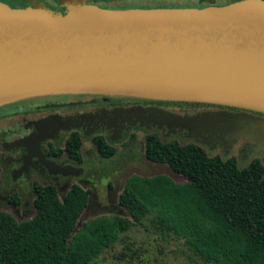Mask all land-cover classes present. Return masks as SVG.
I'll return each mask as SVG.
<instances>
[{"label":"water","instance_id":"water-1","mask_svg":"<svg viewBox=\"0 0 264 264\" xmlns=\"http://www.w3.org/2000/svg\"><path fill=\"white\" fill-rule=\"evenodd\" d=\"M0 3V93L28 91L1 104L48 93L127 95L264 112V0L188 8H103L67 0L64 13L42 1ZM120 111L117 115H130ZM140 125L167 127L228 152L237 137L264 153V122L249 127L223 113L133 110ZM77 122L49 116L16 139L50 173L82 169L47 160L40 144ZM250 150H245V157Z\"/></svg>","mask_w":264,"mask_h":264},{"label":"trees","instance_id":"trees-1","mask_svg":"<svg viewBox=\"0 0 264 264\" xmlns=\"http://www.w3.org/2000/svg\"><path fill=\"white\" fill-rule=\"evenodd\" d=\"M165 102L186 108L209 105ZM4 104L6 108L0 113L15 105ZM135 137L130 134L125 145ZM91 141L103 158L117 151L103 135H95ZM143 141L146 159L167 164L186 181L177 182L162 173L132 174L126 178L118 197L126 215H98L79 228L76 223L88 204L90 190L72 183L60 197L54 184L34 181L35 214L31 218L19 221L0 210V264H89L120 234L146 218L159 230L182 238L205 263L264 264L262 161L253 158L239 166L234 155H209L199 143L163 141L157 132L144 134ZM82 147L80 133L72 131L64 148H52L51 152H66L80 162ZM9 199L13 204L20 202L15 192Z\"/></svg>","mask_w":264,"mask_h":264},{"label":"rangeland","instance_id":"rangeland-1","mask_svg":"<svg viewBox=\"0 0 264 264\" xmlns=\"http://www.w3.org/2000/svg\"><path fill=\"white\" fill-rule=\"evenodd\" d=\"M42 1V0H37ZM87 1V0H86ZM236 0H90L95 5L103 8H188V7H202L208 4L224 5ZM29 0H21L17 3L11 0H0V3L10 5L11 7L28 6ZM46 8L50 9L52 13H64L67 5L66 0H43ZM60 95V93H57ZM140 98V97H139ZM6 104L0 105V112L4 110ZM2 106V107H1ZM200 109V108H199ZM174 111L183 114L177 108ZM198 109L189 110L188 114L198 112ZM186 114V115H188ZM0 113V130L5 128L16 127L21 123V117L16 115L1 116ZM184 115V114H183ZM189 115V116H190ZM201 115V114H199ZM6 117V119H5ZM29 119V117H28ZM32 119V118H31ZM158 132L163 141L170 139H178L181 143L196 142L201 144L209 155H220L223 158L234 155L237 157L239 166L246 165L252 158H259L262 163L261 153H249L247 159H241L239 140L235 145L230 147L225 153L220 146L215 145L210 148L202 143L196 141L191 137H187L182 130L169 129L167 127H158L157 125L130 128L122 135H115L110 137V131L107 129H99L92 134L81 133L83 140L82 156L83 165L91 180L87 182L86 179L66 178L67 184L63 186L58 184V179L48 178L41 179L43 183H53L56 185L58 194L62 197L69 189L71 183H79L83 188L89 189L91 195L87 207L79 216L76 228L82 226L88 219L98 215L119 214L126 215L125 210L118 204V195L122 190L125 179L131 174H138L144 176H151L155 174H167L177 182H184L186 178L181 174L174 172L167 164L155 163L146 160L143 157V135L148 132ZM130 133L136 135L135 139L129 144L125 145V140ZM102 134L111 145L117 148V152L111 158L100 157L95 147L90 142L92 135ZM60 136L52 143L56 147L63 146L64 137ZM9 137V142L0 139V162L2 164L1 178L8 176L9 171L3 164H7V159L10 157L12 151L20 150L21 147L15 146V136ZM12 150V151H11ZM228 153V154H227ZM150 161V162H149ZM28 179L18 181L10 185L9 192L0 198V210L11 213L17 220L29 219L35 214V208L32 200L34 193L31 188V181L39 174L35 170L28 172ZM0 178V181H1ZM20 184L23 186L20 187ZM16 191L20 196L21 202L17 205L9 204V195ZM89 264H209L202 261L194 255V253L184 243V240L174 233L159 230L153 226L149 219L146 218L142 224L133 226L127 232L120 234L118 240L106 248L101 254L90 261Z\"/></svg>","mask_w":264,"mask_h":264},{"label":"flooded vegetation","instance_id":"flooded-vegetation-1","mask_svg":"<svg viewBox=\"0 0 264 264\" xmlns=\"http://www.w3.org/2000/svg\"><path fill=\"white\" fill-rule=\"evenodd\" d=\"M11 1L17 2L19 4L21 3V0H11ZM89 1L90 0H87L86 2L94 4V2H89ZM28 5H29V2H28ZM66 5H67V1H66ZM165 101L167 100L158 101L156 99L150 100L149 98H141V97L139 98V97L127 96V95H102V94H87V93H60V95H57V93H48V94L35 95L32 97H27V98L8 102L7 104H15V105L11 107V110L6 111L4 113L8 112L7 113L8 115L20 116L21 123L18 124V126L16 127L5 128V129L0 130V139L4 140L7 143L10 140L9 137H7L8 135L12 137L15 136L17 137L16 139H18L20 137L27 136L32 132H36L35 123L49 116H55L58 118L61 117L62 121L66 119L75 118L77 122H74L73 125H69V128H62L57 132L54 138H48L42 141L40 144V152L44 156V158L47 160L53 161L60 165H72L75 168H81L82 171L78 175H62L59 173L53 174V173H50L48 169L44 167L38 161V158L36 156H31L28 162V166L24 168V159L28 156V151L24 147L19 146L21 147L20 150H16V151L11 150L12 153L10 157L7 159V164H3V166L9 171L8 176L4 178H1L2 164L0 162V178H1L0 198H2L4 195H6L9 192L8 187L10 185L16 182L18 184V181H21V180L23 181L27 180L29 178L28 172L31 169L35 170L39 174V177H36L35 179L31 181V188L34 193V198L36 196L34 185H33L34 181H37L40 184H53V183H43L41 181V179L45 180L46 177L58 179V184H61L62 186L64 184H67L66 178H70V177L74 179L84 178L87 180V182L90 181L91 177L87 174L86 169L82 163L83 156H82V161L78 162L68 157L66 152H62L61 154L58 155L55 153L53 154L51 152V149L52 148L54 149L64 148L65 141L72 131H77L81 135V133L82 134L83 133L92 134L93 132H96L99 129H107V131H110V137L113 138L115 135H118V136L122 135L123 133L128 131L130 128L140 127L142 125H140L139 121H135V124L129 123V121L136 120L135 116L133 115V110L141 109L143 111H148L151 109H156V110H163V111H169V112L181 114L173 110L174 108H177L181 111H184L183 113L184 115L188 114L189 110L191 111L195 109H198L199 111L191 115L223 113V114L230 116L229 118L231 122L235 123L239 127H249L251 125H257L258 123L264 122V112L253 110V109L238 108V107L223 106V105H213V104L199 105L196 107L186 108V107H178L173 104H167ZM121 110L131 111V114L126 115V116L124 115L118 116L117 114ZM4 113L2 112L1 116H5L6 114ZM182 133L185 135L186 132H182ZM63 134H66L64 137L63 146L61 147L54 146L52 143V140L60 136H63ZM95 135H98V134H95ZM95 135H92L91 138ZM99 135H102V134H99ZM91 138H90V142L92 143ZM238 140L239 142L242 143V145H240L241 147H238L240 148L241 159L243 158L247 159V156L249 155V153L254 152L253 148L255 147L257 142L252 139L237 137L233 140L230 147L235 145ZM215 145L220 146L221 149L225 151L224 146L220 144L219 142L215 143L214 146ZM250 149L251 151L248 152L245 157H242L243 151L250 150ZM81 152H82V149H81ZM255 153H261L262 160L264 162V153L261 151L255 152ZM143 157L145 158L144 147H143ZM73 183H76V182H73ZM22 186L23 185L20 184V187ZM14 192L16 193V191ZM10 195L8 197V202L9 204L10 203L13 204L9 199ZM90 195H91V191L88 195V201H89ZM17 196L19 197L20 202H21L20 196L18 194ZM33 200H32V203H33ZM13 205H17V204H13Z\"/></svg>","mask_w":264,"mask_h":264},{"label":"bare ground","instance_id":"bare-ground-1","mask_svg":"<svg viewBox=\"0 0 264 264\" xmlns=\"http://www.w3.org/2000/svg\"><path fill=\"white\" fill-rule=\"evenodd\" d=\"M28 91L23 92H2L0 93V102L10 100L13 98H16L24 93H27Z\"/></svg>","mask_w":264,"mask_h":264},{"label":"crops","instance_id":"crops-1","mask_svg":"<svg viewBox=\"0 0 264 264\" xmlns=\"http://www.w3.org/2000/svg\"><path fill=\"white\" fill-rule=\"evenodd\" d=\"M67 1V0H66ZM68 2V1H67ZM68 4V3H67Z\"/></svg>","mask_w":264,"mask_h":264}]
</instances>
